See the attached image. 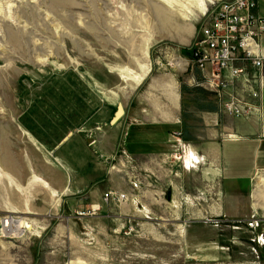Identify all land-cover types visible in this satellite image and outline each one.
<instances>
[{
	"label": "rangeland",
	"instance_id": "1",
	"mask_svg": "<svg viewBox=\"0 0 264 264\" xmlns=\"http://www.w3.org/2000/svg\"><path fill=\"white\" fill-rule=\"evenodd\" d=\"M210 1L0 0V264H264V243L255 245V232L245 225L252 215L264 225V209L217 217L209 206L208 217L188 223L184 207L171 222L168 211L156 208L127 225L113 206L121 201L104 198L106 192L123 193L102 192L101 179L91 183L93 189L60 194L44 181L57 177L62 140L71 136L83 145L85 134L92 149L95 136L110 127L116 106L129 101L163 106L169 72L188 86L191 73L179 50L200 39ZM245 71L221 103L231 97L251 115L263 75ZM214 105L227 114L216 99ZM188 109L182 106V117L192 123ZM85 127L92 135L76 133ZM175 136L172 159L184 169L183 142ZM196 158L193 170L203 167ZM115 161L110 160L113 166ZM143 178L147 183V175ZM137 179H130L131 188ZM187 184L188 193L198 195L195 181ZM199 189L210 199L209 186ZM8 218L29 229L19 238L3 236L2 221Z\"/></svg>",
	"mask_w": 264,
	"mask_h": 264
},
{
	"label": "crops",
	"instance_id": "2",
	"mask_svg": "<svg viewBox=\"0 0 264 264\" xmlns=\"http://www.w3.org/2000/svg\"><path fill=\"white\" fill-rule=\"evenodd\" d=\"M256 14L264 17V0H258ZM197 75L196 72L195 77L198 78ZM168 76L170 83L164 84L168 90L163 97L165 100L163 106L145 107L129 101L126 107L121 106L122 113L118 117L120 121L118 118L113 121L114 115L110 120V127L95 136L92 149L86 147L89 146L90 136L87 138L82 134L85 137V144L82 145L77 138L69 135L70 137L58 145L60 147L56 157L57 177L50 181L43 175L41 178L50 184L53 193L59 194L66 193L67 188L72 189L69 193H74L84 186H91L93 189L94 185L91 183L95 179H101L104 188L102 192L117 189L127 196V200L118 206L113 205L120 214L119 218L127 225H130L131 221L134 223L138 221L144 211L156 208L168 211L167 216L171 222L172 215L176 214L174 212L184 207L183 209L189 212L185 215V222L188 223L203 221L208 217L209 206L219 212L217 217L220 214L234 216L235 212L247 210L262 211L264 68L263 80L254 100L256 112L246 118H236L218 112L214 105L215 98H208L207 94L205 96L202 89L189 95H182L179 78L171 72ZM183 85L190 88L187 84ZM183 105L189 108L187 111L193 116L192 123L183 119ZM149 114L153 115L151 120ZM89 130L91 129L85 127L76 133L88 131V135H92ZM175 134L179 135L177 139L183 142L180 147L182 164L186 166L184 169L182 166L178 167L179 163L172 159L176 152ZM77 137L82 138L79 135ZM93 154L101 163L94 159ZM196 157L202 159L203 167L196 165V170L199 171L193 172L196 170L190 167L195 165ZM110 158L116 159L118 165L113 166ZM109 166H113L114 169H106ZM202 170L207 173L210 171L211 177L207 176V173L205 176ZM145 175L147 183H144ZM131 178H138L137 187L131 188ZM188 180L195 181L196 184H193L195 191L202 192L203 190L199 188L209 186L212 191L210 199L207 192H198V195L188 193L187 187H190L187 184ZM254 180L255 183L252 182ZM73 183L74 186H71ZM149 187L152 189H147ZM96 192L95 203L100 198V191ZM92 193L91 190L89 192L87 190L89 197ZM183 196L187 199L185 200ZM110 211L112 213L113 208ZM260 226L264 227L263 222Z\"/></svg>",
	"mask_w": 264,
	"mask_h": 264
},
{
	"label": "built area",
	"instance_id": "3",
	"mask_svg": "<svg viewBox=\"0 0 264 264\" xmlns=\"http://www.w3.org/2000/svg\"><path fill=\"white\" fill-rule=\"evenodd\" d=\"M257 2L258 0H211L204 13L207 21L199 32L200 39L191 45L190 57L184 58L185 72L191 73L186 82L188 86L211 93L215 96L219 111L233 117L245 118L250 114L230 97L231 92L228 93L229 101L221 103L225 90L232 88L233 82L241 74L245 75L248 67L257 70L258 78L263 75L264 17L256 14ZM179 67H182L181 63ZM196 72L201 77L197 81L193 79ZM109 168L113 169V166ZM133 185L135 188L136 183ZM106 193L104 198L113 203L125 198L124 194L116 196L114 192ZM260 223L261 220L252 215L245 225L253 230ZM263 230L258 232L257 237L254 234V241L259 244L263 243V237L259 235Z\"/></svg>",
	"mask_w": 264,
	"mask_h": 264
},
{
	"label": "bare ground",
	"instance_id": "4",
	"mask_svg": "<svg viewBox=\"0 0 264 264\" xmlns=\"http://www.w3.org/2000/svg\"><path fill=\"white\" fill-rule=\"evenodd\" d=\"M198 4V7H199V4L200 3H197ZM201 5H203L202 3L200 4V6ZM203 7V6H202ZM199 75V74H198ZM198 78L200 79L201 77H200V75L198 76ZM193 79L194 80H196L197 81V77H193ZM190 88H197V87H190ZM197 89H201V88H197ZM203 90V89H202ZM204 91V90H203ZM121 109V108H120ZM256 110V109H255ZM121 112H122V110H121ZM237 118V117H236ZM246 118V117H245ZM33 172V171H32ZM35 181L36 182H41L40 180H36L35 179ZM35 182V183H36ZM44 185V184H43ZM45 186V185H44ZM136 187H137V183H136ZM125 196V195H124ZM121 202L122 201H125V200H127V198L125 197L123 200L122 199H119ZM7 221L5 222V221H2V225H1V228H2V231H3V236H5V237H14V238H19V237H21L22 236V233L23 232H25L24 231V229H29V227H26V226H22V224H21V220L20 219H14V218H8V219H6ZM260 225H261V223H260ZM259 225V227L256 229H253V230H251V229H249V227H246L248 230H250V231H252V232H255V233H257L256 235H255V237H257L258 236V230H259V228L261 227ZM264 229V227L262 228V230ZM25 235V234H24ZM259 235H262V237H263V243H264V230H263V232L261 233V234H259ZM262 243V244H263ZM256 244H259L258 242H255V245ZM260 245V244H259Z\"/></svg>",
	"mask_w": 264,
	"mask_h": 264
},
{
	"label": "trees",
	"instance_id": "5",
	"mask_svg": "<svg viewBox=\"0 0 264 264\" xmlns=\"http://www.w3.org/2000/svg\"><path fill=\"white\" fill-rule=\"evenodd\" d=\"M179 53H180V55L182 57L189 58L190 55H191V48L189 47V48L180 49L179 50ZM199 90H201V89L188 88L185 85H180V92H181L182 95H184V94L189 95V94H191V93H193L195 91H199Z\"/></svg>",
	"mask_w": 264,
	"mask_h": 264
},
{
	"label": "water",
	"instance_id": "6",
	"mask_svg": "<svg viewBox=\"0 0 264 264\" xmlns=\"http://www.w3.org/2000/svg\"><path fill=\"white\" fill-rule=\"evenodd\" d=\"M121 109L120 108H118L117 109V112H116V114H115V116H114V118H113V121H115L117 118H118V116H120L121 115Z\"/></svg>",
	"mask_w": 264,
	"mask_h": 264
}]
</instances>
